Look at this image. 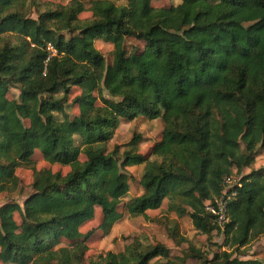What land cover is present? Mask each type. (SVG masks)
I'll list each match as a JSON object with an SVG mask.
<instances>
[{
  "label": "trees",
  "instance_id": "1",
  "mask_svg": "<svg viewBox=\"0 0 264 264\" xmlns=\"http://www.w3.org/2000/svg\"><path fill=\"white\" fill-rule=\"evenodd\" d=\"M123 1L93 0L81 20L80 0H0V194L17 188L18 168L34 173L22 206H0V263L264 264L234 256L264 236V168L242 175L264 150V0ZM102 37L113 48L109 65L94 46ZM126 38L141 51L128 52ZM12 89L17 99H8ZM140 117L163 124L149 151L139 153L135 134L108 152L120 122ZM36 151L69 172L36 171ZM140 165L143 192L125 203L128 217L145 219L167 201L198 233H222L211 258L178 225L168 234L182 255L136 238L118 253L86 256L92 232L81 225L99 208L109 230L129 192L125 169ZM233 175L221 230L206 206Z\"/></svg>",
  "mask_w": 264,
  "mask_h": 264
},
{
  "label": "rangeland",
  "instance_id": "2",
  "mask_svg": "<svg viewBox=\"0 0 264 264\" xmlns=\"http://www.w3.org/2000/svg\"><path fill=\"white\" fill-rule=\"evenodd\" d=\"M42 2H50L55 5H65L70 0H41ZM82 1L85 11L79 15V19H89L91 14L88 11L89 6L93 0H80ZM115 4H122L123 0H113ZM180 0H158L152 2V6L155 8L168 7L170 5H176ZM29 16L36 19L35 11L31 10ZM94 46L99 51L106 62L105 65H109L112 61V45L105 41L102 37L95 40ZM125 49L130 52L134 50H140L143 48L141 41H136L133 38L125 39ZM79 93L78 89H73L69 96L66 112L70 118L78 114V110L75 106L70 105L71 99ZM19 93L17 90L12 89L8 94V99H17ZM163 128V124L160 118L155 120H147L145 118H138L132 122L122 121L112 140L108 143V152H111L114 146H124L132 138L133 135L138 134L141 136V142L139 143V153L146 154L152 147L153 143L160 138V134ZM84 159L81 158V161ZM34 169H49L51 172H60L62 175H66L69 172V168L66 166H60L58 164H50L45 161L40 153L36 151L31 159ZM264 168V150H258L253 166L250 169H244L242 175L248 174L250 170H258ZM144 165L127 167L125 172L130 177L129 192L122 199L121 206L118 209L119 218L111 224L109 230L104 229L102 225V214L99 208L95 209L94 217L85 221L81 227V234L92 232L91 237L86 242L88 251L86 256H94L98 254H104L106 252L118 253L123 250L124 246L130 244L134 239H139L142 243H162L170 249L171 256L182 255V249L184 246L177 248L173 244L168 232L174 225L179 226V230L182 236H184L191 244L196 248L202 250L208 258H211L214 252H217L222 245L223 236L221 232L214 231L210 236L202 235L194 230L190 219L187 215L183 217H177L175 213L168 212V202L164 201L160 209L156 211H148L147 218L137 217L129 218L125 209V203L142 194V188L139 184L142 177ZM33 171L29 167H20L15 171V175L18 179L17 188L11 192H3L0 194V206L5 203H16L22 206L23 201L32 193L31 184L33 181ZM239 177L233 175L225 182L224 192L226 193L235 186ZM16 220L18 218L16 217ZM67 245L66 241H62L61 245ZM235 257L241 260H258L264 263V236L251 242L245 248L240 249L235 253ZM164 261V260H161ZM191 264L195 262L190 261ZM189 263V264H190ZM11 264V263H0Z\"/></svg>",
  "mask_w": 264,
  "mask_h": 264
},
{
  "label": "built area",
  "instance_id": "3",
  "mask_svg": "<svg viewBox=\"0 0 264 264\" xmlns=\"http://www.w3.org/2000/svg\"><path fill=\"white\" fill-rule=\"evenodd\" d=\"M49 49H51L49 47ZM234 196V193L228 194L227 192L215 201V206L207 205L206 211L214 217V222L218 228L223 229L224 225L227 223V203Z\"/></svg>",
  "mask_w": 264,
  "mask_h": 264
}]
</instances>
